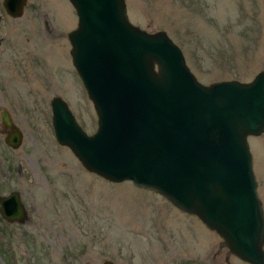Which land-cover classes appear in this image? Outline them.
Here are the masks:
<instances>
[{"label":"rangeland","instance_id":"obj_1","mask_svg":"<svg viewBox=\"0 0 264 264\" xmlns=\"http://www.w3.org/2000/svg\"><path fill=\"white\" fill-rule=\"evenodd\" d=\"M124 2L128 20L163 30L202 84L249 81L264 69V0ZM0 16V110L22 134L17 148L7 147L0 120V194L17 190L30 218L0 219V264H248L195 215L129 181L88 172L56 142L53 96L87 134L96 128L69 53L67 33L77 21L69 1L26 0L22 15L11 18L0 0ZM247 143L264 216V131Z\"/></svg>","mask_w":264,"mask_h":264},{"label":"water","instance_id":"obj_2","mask_svg":"<svg viewBox=\"0 0 264 264\" xmlns=\"http://www.w3.org/2000/svg\"><path fill=\"white\" fill-rule=\"evenodd\" d=\"M68 1L77 17L69 53L96 128L87 134L53 96L56 142L88 172L159 194L213 230L230 254L264 264V216L247 143L264 131V69L249 81L202 84L163 30L147 32L128 20L124 0ZM25 4L1 0L11 18ZM0 116L9 127L4 143L15 149L21 131L5 110ZM0 213L24 220L16 192L0 200Z\"/></svg>","mask_w":264,"mask_h":264},{"label":"flooded vegetation","instance_id":"obj_3","mask_svg":"<svg viewBox=\"0 0 264 264\" xmlns=\"http://www.w3.org/2000/svg\"><path fill=\"white\" fill-rule=\"evenodd\" d=\"M51 100V99H50ZM49 106H50V101H49ZM1 110H5V109H1ZM1 110H0V112H1ZM6 111V110H5ZM7 112V111H6ZM8 113V112H7ZM8 116H9V113H8ZM9 118H10V116H9ZM0 120H1V116H0ZM10 121H11V123H12V120H11V118H10ZM1 125L3 126V127H5L6 128V131L9 129V127H6V126H4L3 124H2V122H1ZM12 125H13V123H12ZM5 131V132H6ZM6 134V133H5ZM5 137V136H4ZM3 142H4V139H3ZM5 144V143H4ZM6 145V144H5ZM7 146V145H6ZM7 147H9V146H7ZM9 148H11V147H9ZM11 149H14V148H11ZM8 182V178H6V181H4V183H7ZM8 190H6L5 191V193H2V194H0V200L2 199V198H4V197H7V196H9L12 192H16L17 194H18V198H19V203L21 204V206H22V208H23V211H24V220L23 221H17V220H12V221H10V220H8V219H6L5 217H3V215L0 213V219L5 223V224H12V223H14V224H25V223H27V222H29L30 221V218H28L29 217V211H28V209L24 206V204H23V202H21V199H20V195H19V193H18V191L17 190H15V189H12V188H10V187H8L7 188ZM103 263V262H102Z\"/></svg>","mask_w":264,"mask_h":264}]
</instances>
